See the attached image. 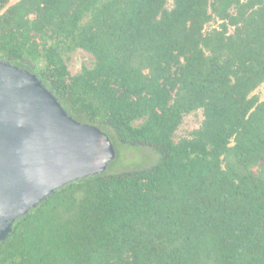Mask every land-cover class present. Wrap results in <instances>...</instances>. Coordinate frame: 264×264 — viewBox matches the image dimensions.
<instances>
[{
  "label": "trees",
  "instance_id": "1",
  "mask_svg": "<svg viewBox=\"0 0 264 264\" xmlns=\"http://www.w3.org/2000/svg\"><path fill=\"white\" fill-rule=\"evenodd\" d=\"M0 60L157 154L57 189L0 264H264V0H0Z\"/></svg>",
  "mask_w": 264,
  "mask_h": 264
},
{
  "label": "water",
  "instance_id": "2",
  "mask_svg": "<svg viewBox=\"0 0 264 264\" xmlns=\"http://www.w3.org/2000/svg\"><path fill=\"white\" fill-rule=\"evenodd\" d=\"M115 156L102 128L70 115L37 74L0 60V242L19 217Z\"/></svg>",
  "mask_w": 264,
  "mask_h": 264
},
{
  "label": "rangeland",
  "instance_id": "3",
  "mask_svg": "<svg viewBox=\"0 0 264 264\" xmlns=\"http://www.w3.org/2000/svg\"><path fill=\"white\" fill-rule=\"evenodd\" d=\"M17 0H11V3ZM90 56L84 51L74 53L69 62L73 71H77L84 63L89 64ZM256 93L264 99V83L257 89ZM201 111H196L185 116L183 123L177 131L176 138L186 135L190 130L196 128L202 121ZM116 156L110 161L105 171L116 172L134 167H145L156 161L157 154L148 146L128 147L116 143Z\"/></svg>",
  "mask_w": 264,
  "mask_h": 264
}]
</instances>
